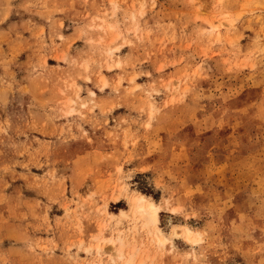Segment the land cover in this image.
Returning a JSON list of instances; mask_svg holds the SVG:
<instances>
[{
	"label": "rangeland",
	"instance_id": "rangeland-1",
	"mask_svg": "<svg viewBox=\"0 0 264 264\" xmlns=\"http://www.w3.org/2000/svg\"><path fill=\"white\" fill-rule=\"evenodd\" d=\"M0 264H264V0H0Z\"/></svg>",
	"mask_w": 264,
	"mask_h": 264
},
{
	"label": "bare ground",
	"instance_id": "bare-ground-1",
	"mask_svg": "<svg viewBox=\"0 0 264 264\" xmlns=\"http://www.w3.org/2000/svg\"><path fill=\"white\" fill-rule=\"evenodd\" d=\"M131 207L133 208L134 212L143 213L152 222L157 223L159 221V209H160L159 205L153 199L145 196L144 194H136V195L132 196V206ZM183 232L189 240H192L193 242H196V243L199 242L198 241L199 240V234H197L192 228L185 226L183 228ZM175 233L179 234L177 231H175ZM156 235L162 242H164L166 240V236L164 235L163 232H161L160 229H158L156 231ZM110 241L114 244L116 243L114 240L110 239ZM116 248H118V247H116ZM118 252L120 254H122L124 252V248H123V250H122V248L118 249ZM120 257H121V255H120ZM133 261L131 260V262H133Z\"/></svg>",
	"mask_w": 264,
	"mask_h": 264
}]
</instances>
